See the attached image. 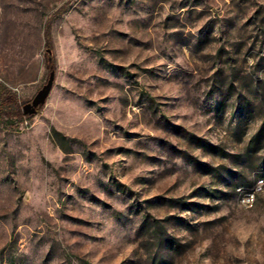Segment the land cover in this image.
Here are the masks:
<instances>
[{
	"label": "rangeland",
	"instance_id": "1",
	"mask_svg": "<svg viewBox=\"0 0 264 264\" xmlns=\"http://www.w3.org/2000/svg\"><path fill=\"white\" fill-rule=\"evenodd\" d=\"M52 70L0 123V264H264V0H0V115Z\"/></svg>",
	"mask_w": 264,
	"mask_h": 264
},
{
	"label": "trees",
	"instance_id": "2",
	"mask_svg": "<svg viewBox=\"0 0 264 264\" xmlns=\"http://www.w3.org/2000/svg\"><path fill=\"white\" fill-rule=\"evenodd\" d=\"M47 39L48 41H50V33L47 32L46 33ZM50 44V43H49ZM52 62V66H54V59L51 58ZM53 72V70H52ZM16 102V98L15 96L8 91L3 85H0V104L2 106H8L11 103H15ZM43 108V106H40L37 108V113H40V110ZM36 114H25L24 109H23V113L21 112H15V111H5L0 115V123H6V122H10V124L13 126L14 124L17 123V118L22 116L23 118H33Z\"/></svg>",
	"mask_w": 264,
	"mask_h": 264
},
{
	"label": "water",
	"instance_id": "3",
	"mask_svg": "<svg viewBox=\"0 0 264 264\" xmlns=\"http://www.w3.org/2000/svg\"><path fill=\"white\" fill-rule=\"evenodd\" d=\"M54 80H55V73L53 71L50 74L48 83L39 91L35 99L31 103H28L24 106L23 109L25 114H32V115L36 114L37 108L45 104V100L47 99L48 95L50 94L53 88Z\"/></svg>",
	"mask_w": 264,
	"mask_h": 264
},
{
	"label": "bare ground",
	"instance_id": "4",
	"mask_svg": "<svg viewBox=\"0 0 264 264\" xmlns=\"http://www.w3.org/2000/svg\"><path fill=\"white\" fill-rule=\"evenodd\" d=\"M263 180L264 178L258 179L251 190L246 191L242 194L241 203H245L246 200H251L252 197H254V194H256V197L254 199H252L251 201H248L245 204H242L243 206L247 208H251L255 205L259 194L264 192V187L261 188Z\"/></svg>",
	"mask_w": 264,
	"mask_h": 264
},
{
	"label": "built area",
	"instance_id": "5",
	"mask_svg": "<svg viewBox=\"0 0 264 264\" xmlns=\"http://www.w3.org/2000/svg\"><path fill=\"white\" fill-rule=\"evenodd\" d=\"M263 187H264V180H263L262 185H261V188H263ZM255 197H256V194H254V197H252V199H254ZM251 200H246L245 203H247L248 201H251ZM245 203H242V204H245Z\"/></svg>",
	"mask_w": 264,
	"mask_h": 264
}]
</instances>
